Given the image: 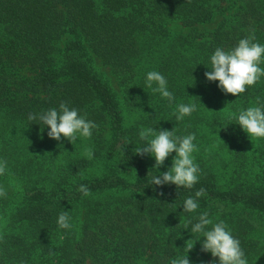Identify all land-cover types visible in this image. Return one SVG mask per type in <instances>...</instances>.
<instances>
[{
    "label": "trees",
    "instance_id": "obj_1",
    "mask_svg": "<svg viewBox=\"0 0 264 264\" xmlns=\"http://www.w3.org/2000/svg\"><path fill=\"white\" fill-rule=\"evenodd\" d=\"M215 18L212 29L198 28ZM173 22L183 31L169 30ZM253 34L264 45V0H0V113L46 142L53 141L49 128L28 116L61 102L98 125L89 139L92 160L67 159L52 168L48 184L8 209L0 264H170L184 256L203 264L211 253L201 251L202 234L185 224L204 212L213 224L227 225L247 264H264V138L249 137L232 119L264 106V77L233 96L204 75L217 47L228 51ZM92 56L115 75L129 111L138 112L130 125ZM150 71L166 78L174 100L146 86ZM180 104H195L196 111L177 121ZM149 127L194 133L195 145L210 134L233 167L224 188L203 159L194 161L200 172L191 189L152 185L163 165L153 168L152 155L135 153L146 143L139 131ZM174 156L165 160L168 168ZM98 161L101 176L83 178ZM82 184L90 195L78 191ZM188 197L197 199L195 212L183 211ZM63 212L69 229L57 224ZM188 243L195 244L187 253Z\"/></svg>",
    "mask_w": 264,
    "mask_h": 264
},
{
    "label": "clouds",
    "instance_id": "obj_2",
    "mask_svg": "<svg viewBox=\"0 0 264 264\" xmlns=\"http://www.w3.org/2000/svg\"><path fill=\"white\" fill-rule=\"evenodd\" d=\"M255 35H250L239 40L238 44L228 50L217 47L211 55V71L204 73L208 81H218V87L225 94L239 96L244 93L249 86L255 85L261 77H264V68L260 67L264 63V45L254 42ZM156 85L153 87V85ZM146 86L153 92H157L162 98L169 102L174 100V95L168 90L166 78L157 71L147 73ZM257 105H260V98L257 97ZM196 111L195 104H180L177 107L175 118L181 121L186 116H190ZM29 121L39 120L49 128L48 137L60 141L67 139L74 144L78 137L90 139L92 130L98 125L86 119V116L79 114L76 108H70L66 102H61L59 108H50L40 114H29ZM232 119L253 138H264V106H252L246 110H240L239 114H233ZM139 137L146 143L136 147L135 153L139 155L150 154L155 158L153 168H160L164 165L169 155L175 152L172 166L165 172L152 178L151 184L163 186L174 184L177 187L191 189L198 182L200 168L194 162L192 153L197 150L193 143L195 134H188L184 137L175 136L173 130H159L158 132L149 127L139 131ZM124 150V149H123ZM84 155L91 159L94 155L91 148L85 149ZM7 161H0V175L6 172ZM78 191L83 196L90 195V190L86 185H80ZM204 194L200 189L195 193V197ZM6 189L0 185V197H6ZM197 199L188 197L183 203V211L192 213L198 209ZM70 217L67 212L59 215L57 224L62 229L71 228ZM190 225V227H189ZM211 225L209 228L208 226ZM185 229H189L191 234H202L203 252H210L213 257L218 258V264H247L245 253L240 246V241L234 238L227 229V225L220 221L213 224L207 212L199 215L197 222L189 221L185 224ZM199 240V239H197ZM196 242V241H195ZM195 243L187 244V253L193 248ZM170 264H190L188 256L172 259ZM211 264H216L215 261Z\"/></svg>",
    "mask_w": 264,
    "mask_h": 264
},
{
    "label": "rangeland",
    "instance_id": "obj_3",
    "mask_svg": "<svg viewBox=\"0 0 264 264\" xmlns=\"http://www.w3.org/2000/svg\"><path fill=\"white\" fill-rule=\"evenodd\" d=\"M218 20L219 18H215L211 23L198 26V28L212 29ZM169 30L183 31L176 25V22L169 23ZM92 59L94 67L102 74L119 101L123 123L130 125L137 119L138 112L129 111L124 102L122 90L110 68L104 66L96 56H92ZM90 145L89 139L79 137L74 144L63 137L60 141L55 139L52 142L42 141L39 132L20 122H9L0 113V159L5 157L4 161H7L5 174L0 175V185L7 191L6 197H0V235L7 229L9 219L7 220L6 216L11 211L8 209L19 202L25 194L34 191L40 184H48L52 168L57 169L60 165L67 164V159L85 156V149L90 148ZM220 147L210 134H205V140L196 145L197 150L192 153V156L194 161L199 159V161L204 160L203 163L210 164L218 177L219 186L224 188L233 167L226 149ZM172 162L169 164L170 167ZM102 166L103 162H90L82 177L90 179L101 176ZM168 169L165 164L162 166L164 172ZM213 261L215 260L210 254L201 260L203 264H211Z\"/></svg>",
    "mask_w": 264,
    "mask_h": 264
}]
</instances>
